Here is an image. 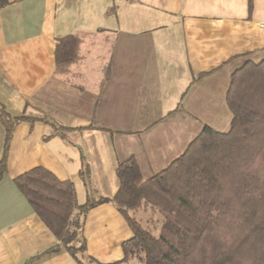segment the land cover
<instances>
[{"label": "crops", "instance_id": "obj_1", "mask_svg": "<svg viewBox=\"0 0 264 264\" xmlns=\"http://www.w3.org/2000/svg\"><path fill=\"white\" fill-rule=\"evenodd\" d=\"M69 34L80 59L61 72ZM247 60H264V0H0V161L1 110L32 118L16 125L0 181V264H77L63 246L45 253L59 242L18 176L44 167L74 183L78 204L113 197L119 161L136 154L149 177L205 126L230 129L227 93ZM82 237L85 264H117L133 231L105 202Z\"/></svg>", "mask_w": 264, "mask_h": 264}, {"label": "trees", "instance_id": "obj_2", "mask_svg": "<svg viewBox=\"0 0 264 264\" xmlns=\"http://www.w3.org/2000/svg\"><path fill=\"white\" fill-rule=\"evenodd\" d=\"M80 44L74 34L58 39L59 71L79 61ZM227 102L230 129L205 126L164 170L147 177L136 154L119 161L113 197L89 195L78 204L74 183L44 167L18 176L17 186L59 242L45 253L63 246L77 264H85V218L97 205L113 202L133 231L117 264H264V60H247L234 71ZM1 119L6 137L0 181L16 125L32 118L2 109ZM137 211L156 213L158 222L146 225Z\"/></svg>", "mask_w": 264, "mask_h": 264}, {"label": "rangeland", "instance_id": "obj_3", "mask_svg": "<svg viewBox=\"0 0 264 264\" xmlns=\"http://www.w3.org/2000/svg\"><path fill=\"white\" fill-rule=\"evenodd\" d=\"M84 170V169H83ZM84 171H86V170H84ZM86 173V172H85ZM135 213V212H134ZM136 215V217L138 218V219H140V220H142L143 221V223H145L146 225H149V226H151V225H153V224H151L152 223V221H153V223H155V222H158V215H156V213L154 214L153 212H145V211H137V213H135ZM135 262H136V264H141V263H139V261L138 260H134Z\"/></svg>", "mask_w": 264, "mask_h": 264}]
</instances>
